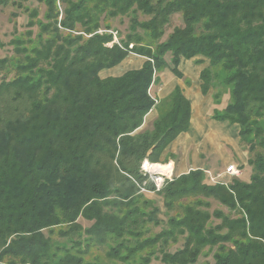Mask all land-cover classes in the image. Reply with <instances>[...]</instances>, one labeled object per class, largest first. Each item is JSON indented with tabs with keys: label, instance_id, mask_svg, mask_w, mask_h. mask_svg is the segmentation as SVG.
I'll return each mask as SVG.
<instances>
[{
	"label": "trees",
	"instance_id": "16d2710c",
	"mask_svg": "<svg viewBox=\"0 0 264 264\" xmlns=\"http://www.w3.org/2000/svg\"><path fill=\"white\" fill-rule=\"evenodd\" d=\"M25 1L0 5L22 8ZM45 2L38 45L16 63L12 78L0 77V259L89 264L88 250L64 256L54 251L49 233L68 224L60 230L63 237L84 230L100 245L118 240L107 254L123 261L180 229L186 240L163 253V264H264V0H60L61 11L58 0ZM109 10V18L135 13L133 31L121 44L110 45L113 34L97 32ZM139 12L149 18L140 22ZM176 14L183 25L167 33ZM63 29L77 34L64 36ZM46 32L51 36L40 38ZM130 53L147 59L138 69L101 77ZM195 56L209 60L201 73L205 90L213 87L218 103L230 94L214 117L239 125L252 154L251 179L208 184L202 169L174 176L161 190L168 209L184 196L201 195L236 216L215 212L222 221L212 224L199 201L186 205L180 218H170L173 231L130 246L131 237L139 236L145 222H156L159 212L156 206L145 212L139 204L138 187L149 178L143 162H160L166 147L191 125V102L181 88L157 101L152 87L160 83V72L170 67L180 75L181 58ZM8 66L0 58V74ZM153 108L158 116L152 128L143 129ZM147 188L154 191L152 180ZM81 217L92 225L84 227ZM205 247L213 261L199 262Z\"/></svg>",
	"mask_w": 264,
	"mask_h": 264
},
{
	"label": "rangeland",
	"instance_id": "374dc122",
	"mask_svg": "<svg viewBox=\"0 0 264 264\" xmlns=\"http://www.w3.org/2000/svg\"><path fill=\"white\" fill-rule=\"evenodd\" d=\"M20 1V0H17ZM12 4V3H11ZM23 7L18 8L15 7L14 4L9 6H1L0 7V58H7L9 61V66L6 67L0 74V77H8L12 78L15 75V71L13 70L16 63L18 61H23L24 58L31 53V50L33 47L37 46L39 43V34L41 32V21L45 22L46 19L44 17V14L47 9V5L45 0H28L22 3ZM58 9L61 11V8L63 9V5L61 4L60 0L57 2ZM17 10L18 16H13L12 12ZM32 10H37L38 15L37 16H30V13ZM110 14H107V17L102 20L101 27L98 29V33H112L113 34V41L112 43H119L121 44L123 40L128 36L129 33H131L133 30L131 29V17L135 15V13H131L130 15H119L118 17L109 18L108 16ZM138 20L140 22H143V20H147L149 17L142 14L141 12L138 13ZM59 19H61V16H59ZM29 20H32L34 24H29ZM177 25H183L182 18L179 15H174L172 17V21L170 25L168 26L167 33L172 31L173 28ZM81 30L80 25H78V29ZM139 32L141 31V28H137ZM85 34L84 32H82ZM64 36L68 34H77L73 31L65 30L63 29ZM51 36V32L44 33V36L40 38L46 39L47 37ZM16 40H20V43ZM130 45H134L131 43ZM132 57L134 55H131ZM135 57V56H134ZM167 58H169V55H167ZM130 59L124 62L120 67L121 70L125 69L127 66H130ZM127 64V66L125 65ZM11 67V72H7V69ZM154 89V88H153ZM153 94L155 93L154 90H152ZM227 93V92H226ZM225 94V93H224ZM230 95V94H229ZM223 97V96H222ZM230 98V97H229ZM227 101V99H225ZM229 102V100H228ZM242 140V139H241ZM241 146L244 148L247 158L252 156L250 151H248V145L242 140ZM247 158L246 161H247ZM161 164L163 167L169 168L171 165L170 162H157L153 163L150 162L143 164V172L145 174L149 175V178H147V184L145 187V190L143 189L142 185H139V194L141 195V198L139 200V204L142 207V210L145 212H150V210L153 209L154 206L159 208V212L156 213V222L155 221H147L144 225L140 228L139 236H132L131 240L129 241V245L133 246L136 243L135 239H139V241L146 239L148 237H154L157 234H159L163 230H172V226L169 223L170 218H180L184 214V207L186 205H194L197 204V202L202 201L203 204L200 206L201 209L208 211L210 214H212L211 223L212 224H218L222 221L221 218L214 215L215 212H223V214H228L230 216H236L235 211L230 212L229 207L222 204L219 200H216L212 197H204L199 195H188L184 196L180 199H178L174 206L170 209H168L165 206V198L164 194L160 191L156 190H149L147 188L148 183L151 178H156L157 176L163 177V180L165 182L164 186L167 185L169 181H172L174 177V172L172 173L173 176L171 178H167L166 176H170V172L166 173V171L163 170H157L151 177L150 167L151 165L153 168L155 165ZM243 168L240 176L238 177L241 181L249 182L251 179V175L253 173V168L249 162H246L245 164L242 163V166L240 168ZM163 172V173H162ZM234 177V178H235ZM213 184V183H210ZM144 186V184H143ZM138 196V195H137ZM136 196V197H137ZM200 199V200H199ZM148 201L146 203L149 204L146 205L144 201ZM79 222L84 227H89L92 225V221L87 220L83 217L80 218ZM69 228V225H61L58 227H54L53 231L49 233V236L53 240L54 243V251L59 252V255L64 256L66 252H70L72 254L79 255L81 252H84V262L89 264H163L162 262V256L165 251H174L179 247H182L185 240H186V234L182 233L180 229H175L174 235H171L166 240H161L156 244H153L150 247H146L144 249H140L139 252L134 254L132 257H130L128 260H120L115 259L113 257L108 256L107 252L110 250L113 246L119 242L118 240H109L104 245H100L95 241L94 237H91L88 235L84 230L77 231L76 233H73L69 235L68 237H63L60 235V230H67ZM173 231V230H172ZM46 233L48 234V230H46ZM138 241V242H139ZM126 252V251H124ZM203 255H201L199 262H205L206 260L213 261L212 255L209 251V247H205V249L202 252ZM19 262V261H17ZM11 259L6 258L5 260L0 259V264H10Z\"/></svg>",
	"mask_w": 264,
	"mask_h": 264
},
{
	"label": "crops",
	"instance_id": "0c3cea01",
	"mask_svg": "<svg viewBox=\"0 0 264 264\" xmlns=\"http://www.w3.org/2000/svg\"><path fill=\"white\" fill-rule=\"evenodd\" d=\"M9 5L12 4L0 5V7ZM129 59L130 66L125 64L127 67L121 70L120 66ZM146 59L145 56L130 53L120 64L103 69L100 75L103 78L120 76L127 70L140 68ZM167 59L170 61V54ZM208 65L209 60L202 56L182 57L178 66L180 75L175 74L170 67H167L159 73L161 81L152 87V90L155 91L154 94L152 92V95L157 101H160L179 87L191 102L190 128L180 133L166 147L160 162H170L171 165L168 169L171 168L174 176L202 169L205 171V182L215 184L231 180L233 177L226 173L227 167L231 164L240 167L242 163L246 166L248 158L241 146L239 125L214 117L215 110L225 109L230 95L228 92L225 93L218 103L214 97V88L209 87L208 90H205L201 73ZM157 116L158 110L153 108L146 115L142 128H152L153 121ZM243 168L241 169L243 170Z\"/></svg>",
	"mask_w": 264,
	"mask_h": 264
},
{
	"label": "built area",
	"instance_id": "2783aa9c",
	"mask_svg": "<svg viewBox=\"0 0 264 264\" xmlns=\"http://www.w3.org/2000/svg\"><path fill=\"white\" fill-rule=\"evenodd\" d=\"M109 44L112 45L113 43L111 42ZM132 46L133 45H130V47H132ZM144 162L149 163L148 160H145ZM144 162H143V164H144ZM143 164H142V170H143ZM155 171H156V168L155 167L153 168V166L151 165L150 172H149V174H150L151 177L153 176V174L155 173ZM163 171H166V173H169L170 172V176H166L167 178H171L173 176L171 168L168 169V170H163ZM241 172H242L241 168L239 166H237L236 164H231L226 169V173L230 177L240 176ZM145 175H148V174H145ZM151 179H152L153 184H154V187H155L154 190L160 191L161 189H163V186H164V184L166 182V181L164 182L163 177L161 178L160 176H157L156 178H153L152 177ZM143 184H144L143 189L145 190L147 181H145Z\"/></svg>",
	"mask_w": 264,
	"mask_h": 264
},
{
	"label": "bare ground",
	"instance_id": "6f19581e",
	"mask_svg": "<svg viewBox=\"0 0 264 264\" xmlns=\"http://www.w3.org/2000/svg\"><path fill=\"white\" fill-rule=\"evenodd\" d=\"M155 168L158 169V170H166L165 167H163L161 164L159 165H155ZM168 169V168H167Z\"/></svg>",
	"mask_w": 264,
	"mask_h": 264
}]
</instances>
